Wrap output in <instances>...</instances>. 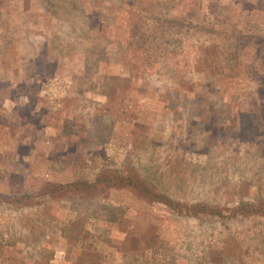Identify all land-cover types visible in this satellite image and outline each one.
<instances>
[{
    "label": "rangeland",
    "instance_id": "1",
    "mask_svg": "<svg viewBox=\"0 0 264 264\" xmlns=\"http://www.w3.org/2000/svg\"><path fill=\"white\" fill-rule=\"evenodd\" d=\"M0 264H264V0H0Z\"/></svg>",
    "mask_w": 264,
    "mask_h": 264
}]
</instances>
